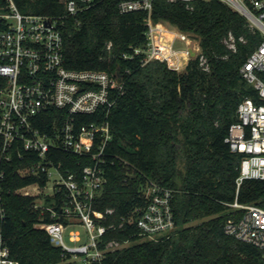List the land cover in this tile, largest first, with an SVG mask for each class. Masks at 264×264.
<instances>
[{"label":"trees","instance_id":"1","mask_svg":"<svg viewBox=\"0 0 264 264\" xmlns=\"http://www.w3.org/2000/svg\"><path fill=\"white\" fill-rule=\"evenodd\" d=\"M63 1L14 0L21 12L59 19L66 68L103 70L122 85L105 116L111 138L104 148L105 182L95 207L112 208L105 223L117 224L120 215L143 202L144 184L173 190L174 228L156 241L140 240L132 226L109 231L107 237L129 243L107 253L104 264H264L260 249L222 230L224 203L234 199L241 158L224 138L236 121L237 103L255 96L238 69L259 44V32L217 0H154L151 20L196 38L208 63L203 70L190 59L176 72L133 53L146 41L145 12L120 13L119 0H92L75 15H66ZM52 162L79 174L95 160L57 150ZM26 165L14 157L5 166L6 244L17 264H64L45 231L35 225L33 198L13 192L43 181L42 175L21 173ZM237 192L239 203L264 208V179H243ZM61 196L57 193L55 200Z\"/></svg>","mask_w":264,"mask_h":264},{"label":"built area","instance_id":"2","mask_svg":"<svg viewBox=\"0 0 264 264\" xmlns=\"http://www.w3.org/2000/svg\"><path fill=\"white\" fill-rule=\"evenodd\" d=\"M91 1L64 0V12L75 15ZM152 1L118 2L120 13H146V41L133 53H142L144 62L156 60L176 72L183 71L194 58L208 70L196 38L151 20ZM217 1L238 12L260 34L259 44L238 69L255 96H245L237 103L236 121L224 138L241 158L234 199L224 203L227 211L222 230L264 253V208L236 200L243 179H264V0ZM59 25L56 16L24 13L14 0H0V264H17L2 232V194L9 191L5 166L14 157L27 161L19 169L21 173L43 176L42 182L33 181L13 192L33 198L31 209L38 218L35 225L45 231L65 263L104 264L107 253L129 243L107 237L113 229L132 226L140 240L156 241L174 228L173 190L154 183L141 187L143 202L120 215L117 224L105 223L112 208L102 211L95 207L105 182L101 166L104 148L111 138L105 116L122 85L103 70L66 68ZM176 42L182 46L176 47ZM228 47L233 49V43ZM57 150L95 162L84 165L79 174L68 172L52 162ZM59 192L62 196L56 201Z\"/></svg>","mask_w":264,"mask_h":264},{"label":"rangeland","instance_id":"3","mask_svg":"<svg viewBox=\"0 0 264 264\" xmlns=\"http://www.w3.org/2000/svg\"><path fill=\"white\" fill-rule=\"evenodd\" d=\"M163 24H164L166 27H168V28H173L172 26H170V25L167 24L166 22H163ZM180 46H182V44L179 43V42H176V47H180ZM53 175L55 176V174H53ZM194 223H196V221H195V222H192V224H194ZM61 262L64 263V264H68V263L63 262L62 260H61Z\"/></svg>","mask_w":264,"mask_h":264}]
</instances>
